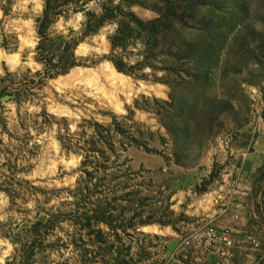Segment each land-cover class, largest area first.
<instances>
[{"label":"rangeland","instance_id":"374dc122","mask_svg":"<svg viewBox=\"0 0 264 264\" xmlns=\"http://www.w3.org/2000/svg\"><path fill=\"white\" fill-rule=\"evenodd\" d=\"M261 135L264 0H0V264H264V155L183 245Z\"/></svg>","mask_w":264,"mask_h":264},{"label":"crops","instance_id":"0c3cea01","mask_svg":"<svg viewBox=\"0 0 264 264\" xmlns=\"http://www.w3.org/2000/svg\"><path fill=\"white\" fill-rule=\"evenodd\" d=\"M263 155L264 135H261L253 145V151L242 159L243 161L241 167L237 168L238 175H236L234 179H229L224 181L223 184L213 187L212 192L209 194L212 199L211 209L206 215H204V218H199L198 225L193 227L188 226L192 227L188 228L190 229V232L204 228L206 225L214 221H216V225L219 228L223 229H230L234 225L240 226V224H243L242 216L244 215V199L246 190L248 189V187H245L244 185V175L249 174L248 172L253 173L255 171V169L260 165ZM227 177L229 178V175ZM173 192V197H171L172 207L177 206L178 208H184L185 206L187 207V213L194 211L193 208H190L188 211L190 206V202H188L191 194L190 188L183 187L181 189H177L176 186H173ZM200 213L202 214L201 211ZM237 220L238 223L236 222ZM168 228H172V226L160 225L158 230L161 233L163 232L164 236H168ZM233 235L235 240H237L236 234L234 233Z\"/></svg>","mask_w":264,"mask_h":264},{"label":"built area","instance_id":"2783aa9c","mask_svg":"<svg viewBox=\"0 0 264 264\" xmlns=\"http://www.w3.org/2000/svg\"><path fill=\"white\" fill-rule=\"evenodd\" d=\"M204 244L230 250L235 246V238L230 230L209 225L191 232L183 241L186 248H198Z\"/></svg>","mask_w":264,"mask_h":264},{"label":"trees","instance_id":"16d2710c","mask_svg":"<svg viewBox=\"0 0 264 264\" xmlns=\"http://www.w3.org/2000/svg\"><path fill=\"white\" fill-rule=\"evenodd\" d=\"M115 67L117 68L118 71H122L123 66L120 63H115ZM72 68V67H71Z\"/></svg>","mask_w":264,"mask_h":264},{"label":"bare ground","instance_id":"6f19581e","mask_svg":"<svg viewBox=\"0 0 264 264\" xmlns=\"http://www.w3.org/2000/svg\"><path fill=\"white\" fill-rule=\"evenodd\" d=\"M121 76V75H120ZM120 78V77H119ZM121 79V78H120Z\"/></svg>","mask_w":264,"mask_h":264}]
</instances>
